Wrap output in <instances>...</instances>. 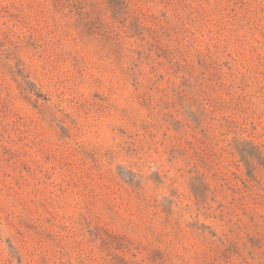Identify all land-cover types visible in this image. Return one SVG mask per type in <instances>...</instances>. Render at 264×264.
<instances>
[{"label": "rangeland", "instance_id": "1", "mask_svg": "<svg viewBox=\"0 0 264 264\" xmlns=\"http://www.w3.org/2000/svg\"><path fill=\"white\" fill-rule=\"evenodd\" d=\"M0 264H264V0H0Z\"/></svg>", "mask_w": 264, "mask_h": 264}]
</instances>
